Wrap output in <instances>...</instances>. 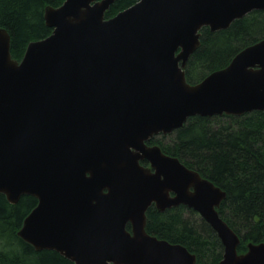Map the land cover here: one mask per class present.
I'll use <instances>...</instances> for the list:
<instances>
[{
    "label": "water",
    "instance_id": "1",
    "mask_svg": "<svg viewBox=\"0 0 264 264\" xmlns=\"http://www.w3.org/2000/svg\"><path fill=\"white\" fill-rule=\"evenodd\" d=\"M113 1L46 6L51 32L20 60L0 26V193L37 199L17 235L72 264H195L185 246L145 230L151 204H182L216 232L219 264H264V241L237 252L217 211L225 191L145 144L190 116L264 109V37L195 83L184 72L203 26L226 28L264 0H137L105 18Z\"/></svg>",
    "mask_w": 264,
    "mask_h": 264
},
{
    "label": "trees",
    "instance_id": "2",
    "mask_svg": "<svg viewBox=\"0 0 264 264\" xmlns=\"http://www.w3.org/2000/svg\"><path fill=\"white\" fill-rule=\"evenodd\" d=\"M64 0H0V26L10 36L11 57L20 60L29 41L51 32L43 18L46 6ZM137 0H114L104 12L110 18ZM264 37V9L234 19L228 27L200 29L199 45L186 61L189 83L224 67L241 48ZM162 148L225 191L219 215L239 236L237 252L248 242L264 241V109L240 115H194L169 134ZM36 197L22 194L10 203L0 193V264H72L55 250H36L17 235L22 221L36 205ZM129 228V225H126ZM147 233L185 246L195 264H219L223 247L210 225L185 205L146 210Z\"/></svg>",
    "mask_w": 264,
    "mask_h": 264
},
{
    "label": "flooded vegetation",
    "instance_id": "3",
    "mask_svg": "<svg viewBox=\"0 0 264 264\" xmlns=\"http://www.w3.org/2000/svg\"><path fill=\"white\" fill-rule=\"evenodd\" d=\"M170 133L159 132L157 134H153L151 137H149L147 140H145V144L147 146L158 145L160 147L162 153H164L165 155H169L167 152H165L163 150L161 143L166 144L169 142V140H170L169 134ZM138 164H139V166H143L145 168H149L151 166L150 161L145 157L138 158ZM170 194L173 195V193H170ZM151 205H154V204H151ZM179 205H182V204H179ZM168 208H170V207H168ZM127 225H129V223H127ZM126 228L130 229V225H129V228L127 226H126Z\"/></svg>",
    "mask_w": 264,
    "mask_h": 264
}]
</instances>
